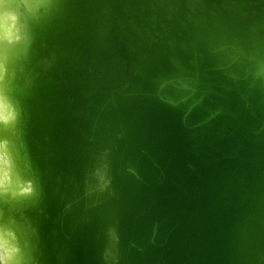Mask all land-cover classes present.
<instances>
[{
  "label": "water",
  "instance_id": "obj_1",
  "mask_svg": "<svg viewBox=\"0 0 264 264\" xmlns=\"http://www.w3.org/2000/svg\"><path fill=\"white\" fill-rule=\"evenodd\" d=\"M17 4L20 264H264V0Z\"/></svg>",
  "mask_w": 264,
  "mask_h": 264
},
{
  "label": "bare ground",
  "instance_id": "obj_2",
  "mask_svg": "<svg viewBox=\"0 0 264 264\" xmlns=\"http://www.w3.org/2000/svg\"><path fill=\"white\" fill-rule=\"evenodd\" d=\"M17 0H2V3H0V34H6L7 38L3 40L2 44H0V128L4 127L7 128L8 131V137H6L7 143V149L0 148V152L7 151L9 156V169H10V176L11 180L9 181L8 188L12 190V193H18V195L26 194L29 191H24L25 188H30V182L26 181L27 178L25 175H23V171L19 169L17 164V157L16 153L13 149V145L11 142V135L10 132L12 131V125L10 122L11 119H14L16 117V109L11 102L9 95L7 94L8 90V76L10 77V72L7 68V65L5 64V60L3 59L4 53H7V50L9 48L10 42L14 39H11L12 35L11 32H14L15 35H17L19 28L21 26L19 21V18H17V22L12 25V28L8 27L9 20L13 19L11 16L17 12H10L11 6H17ZM29 8L32 7V4L28 5ZM14 35V36H15ZM11 47V46H10ZM6 117V119H5ZM11 118V119H10ZM10 119V120H9ZM9 125V126H7ZM3 190H0V223H3L7 226V233H6V239L8 240L9 247L10 248H18L19 251H15L12 253V260L10 261V264H18V260L20 259V235L19 233L15 232V224L11 222L9 219L6 218V216L3 214L4 210L7 212V216L10 217L11 209L7 207L8 200L5 197V193L2 192ZM5 197V198H4ZM13 216V214H12ZM4 238V234L0 232V239Z\"/></svg>",
  "mask_w": 264,
  "mask_h": 264
},
{
  "label": "clouds",
  "instance_id": "obj_3",
  "mask_svg": "<svg viewBox=\"0 0 264 264\" xmlns=\"http://www.w3.org/2000/svg\"><path fill=\"white\" fill-rule=\"evenodd\" d=\"M2 3V0H0ZM7 38L6 34H0V44ZM6 119V117H5ZM7 141L0 140V148L7 149ZM9 165V156L7 151L0 152V190L6 191L9 181L11 180ZM24 191H31V188H25ZM0 232L4 234V238L0 239V264H10L12 253L19 251L18 248H10L6 239L7 226L0 223Z\"/></svg>",
  "mask_w": 264,
  "mask_h": 264
},
{
  "label": "rangeland",
  "instance_id": "obj_4",
  "mask_svg": "<svg viewBox=\"0 0 264 264\" xmlns=\"http://www.w3.org/2000/svg\"><path fill=\"white\" fill-rule=\"evenodd\" d=\"M11 18H13V19H10L8 22H9V25H8V27H10V28H12V25L13 24H15L16 22H17V18H19V15H18V13H15V14H13L12 16H11ZM11 35H12V37H11V39H13L15 36V33L14 32H11ZM11 119V118H10ZM9 119V120H10ZM14 120H15V118L14 119H11L10 120V122L9 123H11V125H13V122H14ZM7 126H9V125H7ZM6 137H8V131H7V128H4V127H1L0 128V140H5L6 139ZM2 192H4L5 193V197L8 199V200H10L11 201V198L13 197L14 198V196H16V195H18V193H12V190L10 189V188H7V190L6 191H2ZM21 194V193H20ZM4 197V198H5ZM16 198V197H15ZM14 198V199H15ZM9 208V207H8ZM11 209V208H10ZM11 213L13 214V209H11ZM12 214L10 215V216H12ZM13 216H14V214H13ZM1 219V218H0ZM15 232H17V233H19V230H18V228H17V226H15ZM20 234V233H19ZM22 245L24 246V247H26V244H25V242H22ZM26 253V252H25ZM24 255V252L23 251H21L20 250V255ZM25 256V255H24ZM22 257V256H21ZM21 257H20V259L18 260V264H20V262H21Z\"/></svg>",
  "mask_w": 264,
  "mask_h": 264
}]
</instances>
